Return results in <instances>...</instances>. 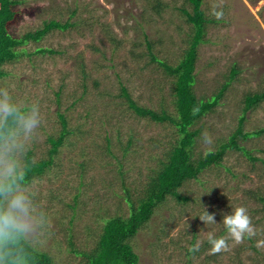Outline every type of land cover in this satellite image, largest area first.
<instances>
[{
  "label": "rangeland",
  "instance_id": "obj_1",
  "mask_svg": "<svg viewBox=\"0 0 264 264\" xmlns=\"http://www.w3.org/2000/svg\"><path fill=\"white\" fill-rule=\"evenodd\" d=\"M170 2L161 14L145 10L143 0H21L9 25L21 35L55 18L77 24L53 29L23 45L25 52L2 66L0 87L39 103L41 125L31 141L33 161L48 158L49 137L67 132L53 161L29 181L38 208L49 226L33 245L50 253L56 264H80L81 254L97 237L102 219L129 214L149 175L161 166L176 139V127L155 122L128 108L121 95L126 86L140 105L175 113L172 79L150 59L153 52L176 63L187 45L191 24ZM189 6V5H187ZM208 21L198 45L192 89L197 99H212L227 84L217 104L190 126L198 130L191 147L193 159L227 141L236 129L246 93L264 89V0H203ZM214 11H222L217 19ZM112 38V39H111ZM54 52H36L35 48ZM233 66L239 69L230 77ZM244 130L264 126V100L246 113ZM207 132L211 143L203 141ZM257 157L228 149L220 164L203 170L179 188L187 201L168 196L133 237L140 264H264V133L238 138ZM128 188V190H126ZM245 206L257 235L228 250L212 254L209 232L226 234L223 215L231 206ZM215 214L205 225L199 215ZM72 235L71 243L69 236ZM201 241L197 252L189 247Z\"/></svg>",
  "mask_w": 264,
  "mask_h": 264
},
{
  "label": "trees",
  "instance_id": "obj_2",
  "mask_svg": "<svg viewBox=\"0 0 264 264\" xmlns=\"http://www.w3.org/2000/svg\"><path fill=\"white\" fill-rule=\"evenodd\" d=\"M254 1V0H250ZM145 10L161 14L170 2L166 0H143ZM21 0H0V76L4 74L2 66L18 58L25 52L23 45L29 41H37L53 29H65L75 22L60 21L55 18L45 19L43 24L34 30H28L21 35H13L9 31L10 23L15 19L18 11L17 5ZM189 5V6H187ZM203 0H184L183 4L177 9L185 16L187 22L191 24V32L187 40V45L176 63H170L165 59L159 58L152 50V43L147 40V53L152 61L158 63L164 73L172 79L173 105L175 113L162 108L159 111L153 108L138 104L130 95L126 86L121 85V95L125 97L128 108L141 117H147L155 122H168L176 127V139L166 155V159L161 162V166L155 170L145 185L136 201L128 200L129 214L123 215L115 213L102 219L100 231L95 238L93 246L89 249L72 250L81 254L80 264H140V257L135 250L133 237L150 220L156 208L168 198L174 197L178 201H187L188 196L182 195L179 188L185 181L198 178L199 174L212 165L221 163L224 154L228 149L242 150L252 160L257 157L252 155L243 145L239 144L238 138H249L264 133V126L245 131L244 120L248 110L258 106L264 100V89L246 93L242 113L239 116L236 129L227 141L221 142L214 150L207 151L198 159L192 158L191 147L198 130H192L190 126L208 110L217 104L227 84H225L212 99L198 100L192 89L194 81V70L198 54V45L203 39L205 23L208 21L205 10L202 7ZM112 39V38H111ZM36 52H54L51 48L38 47ZM239 69L233 66L230 70V77L235 78ZM198 109V111H196ZM195 111V115L193 114ZM61 125L63 128L57 138L49 137L52 147L49 149L48 158L37 161L32 160L31 151L28 152L29 171L28 181L35 176H40L45 168L53 161V156L63 143L67 132L66 118L60 114ZM264 162L263 159H261ZM128 190V188H126ZM261 202H264V194L255 192ZM72 235L69 236L71 243ZM33 264H56L54 257L47 251L40 250L34 245Z\"/></svg>",
  "mask_w": 264,
  "mask_h": 264
},
{
  "label": "clouds",
  "instance_id": "obj_3",
  "mask_svg": "<svg viewBox=\"0 0 264 264\" xmlns=\"http://www.w3.org/2000/svg\"><path fill=\"white\" fill-rule=\"evenodd\" d=\"M213 15L219 19L223 12L214 11ZM40 125L38 102L21 99L8 87H0V264H33V241L49 226L47 213L38 208L36 193L27 179L28 152ZM202 138L206 144L212 142L207 132ZM199 218L205 225L217 223L215 214L205 208ZM222 223L225 235L209 232L206 237L212 254L228 250L229 240L239 244L257 235L245 206H231ZM200 246L197 240L188 250L197 252Z\"/></svg>",
  "mask_w": 264,
  "mask_h": 264
}]
</instances>
